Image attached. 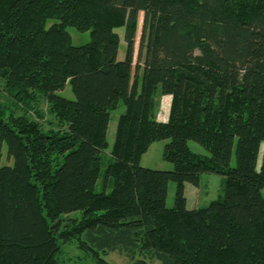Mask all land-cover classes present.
<instances>
[{"label": "trees", "instance_id": "trees-1", "mask_svg": "<svg viewBox=\"0 0 264 264\" xmlns=\"http://www.w3.org/2000/svg\"><path fill=\"white\" fill-rule=\"evenodd\" d=\"M67 26L90 41L73 45ZM0 80V142L13 159L0 166V264H64L73 239L95 264L112 251L142 255L137 264H264V0H0ZM67 83L73 100L57 94ZM120 102L112 189L97 192ZM162 139L172 169L140 166ZM204 172L224 177L223 196L189 209L184 184Z\"/></svg>", "mask_w": 264, "mask_h": 264}, {"label": "rangeland", "instance_id": "rangeland-1", "mask_svg": "<svg viewBox=\"0 0 264 264\" xmlns=\"http://www.w3.org/2000/svg\"><path fill=\"white\" fill-rule=\"evenodd\" d=\"M143 13L139 12L137 16V29H136V41L134 44V53L133 60L135 63L136 58V49H137V40L140 34L141 20ZM57 22L56 19H48L46 21L45 26L49 27L51 24ZM66 30L68 31L71 43L73 45H83L90 41V32H80L75 27L67 26ZM115 32L119 35L120 44H119V52L118 57L122 59L125 54V43L123 41L124 28L119 27L115 29ZM57 94L65 97L69 100H73L74 94L71 90L70 84L67 83L65 87L59 91ZM7 93L3 89V82L0 80V101L10 106L9 99L7 98ZM158 108L156 109V120H165L167 121L169 117V110L171 104V96L161 95L157 97ZM12 106V105H11ZM39 108L44 113L45 118H48L47 114V103L44 100L39 102ZM19 111V110H17ZM124 111V104L122 102L119 103L118 107L110 112V119L107 127L106 138L109 144L108 148L101 153V166H100V176L95 184V191L97 192H110L112 189V179L106 177L105 169L108 163L112 160L111 156V146L113 144L115 138V130L117 125L118 116ZM30 115L35 119L37 116L30 113ZM44 122V121H43ZM168 142V139H162L152 142L147 151L142 154L139 159V165L151 169L158 170H170L172 169V164L162 158V151L165 143ZM189 149L198 155L201 156H209V152L206 151L202 146L197 144L196 142L189 140L187 142ZM235 163V145L233 146L232 155H231V165ZM260 163V155L257 162V168ZM13 159L8 157L7 147L4 142H0V166L2 165H12ZM175 191V183L173 181H169L167 187V196L165 205L167 207L173 206V198ZM224 191V177L220 174L216 173H201L199 176V184L198 186H194L190 183L184 184V193L186 196V206L189 209L204 207L208 205V203L215 199H220L223 196ZM261 196L264 199V186L260 190ZM70 218L79 217L80 213H71L67 215ZM58 261L64 264H95L94 259L91 256L90 251H85L84 249L78 246V243L75 239L63 243L61 245V250L57 255ZM102 258L108 264H137V261L142 258V255L135 254L133 258H127L124 255L119 254L116 251L108 252L105 255H102ZM145 264H159L157 260L154 259H145Z\"/></svg>", "mask_w": 264, "mask_h": 264}, {"label": "crops", "instance_id": "crops-1", "mask_svg": "<svg viewBox=\"0 0 264 264\" xmlns=\"http://www.w3.org/2000/svg\"><path fill=\"white\" fill-rule=\"evenodd\" d=\"M168 96H170V95H168ZM159 121H163V122H164L165 120H159ZM185 197H186V196H185Z\"/></svg>", "mask_w": 264, "mask_h": 264}]
</instances>
